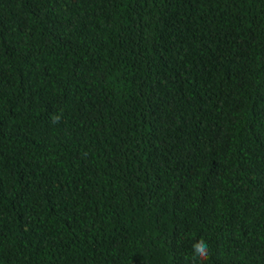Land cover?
I'll return each instance as SVG.
<instances>
[{"label":"trees","instance_id":"16d2710c","mask_svg":"<svg viewBox=\"0 0 264 264\" xmlns=\"http://www.w3.org/2000/svg\"><path fill=\"white\" fill-rule=\"evenodd\" d=\"M0 264H264V0H0Z\"/></svg>","mask_w":264,"mask_h":264},{"label":"clouds","instance_id":"9594fccd","mask_svg":"<svg viewBox=\"0 0 264 264\" xmlns=\"http://www.w3.org/2000/svg\"><path fill=\"white\" fill-rule=\"evenodd\" d=\"M194 253L201 259L206 260L208 258V247L204 241H199L193 245Z\"/></svg>","mask_w":264,"mask_h":264}]
</instances>
